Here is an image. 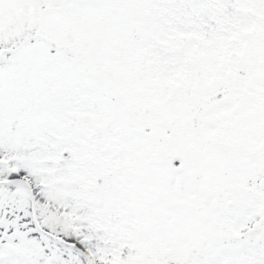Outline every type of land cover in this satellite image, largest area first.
Masks as SVG:
<instances>
[{"label": "snow or ice", "instance_id": "1", "mask_svg": "<svg viewBox=\"0 0 264 264\" xmlns=\"http://www.w3.org/2000/svg\"><path fill=\"white\" fill-rule=\"evenodd\" d=\"M0 264H264V0H0Z\"/></svg>", "mask_w": 264, "mask_h": 264}]
</instances>
